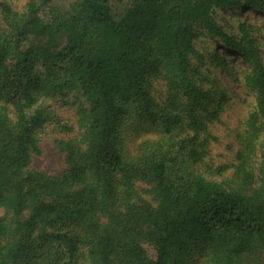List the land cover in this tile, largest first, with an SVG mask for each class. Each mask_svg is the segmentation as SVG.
Instances as JSON below:
<instances>
[{
	"label": "trees",
	"instance_id": "obj_1",
	"mask_svg": "<svg viewBox=\"0 0 264 264\" xmlns=\"http://www.w3.org/2000/svg\"><path fill=\"white\" fill-rule=\"evenodd\" d=\"M56 1L0 0V264H264V63L253 25L231 36L216 21L264 16V0ZM201 31L248 69L254 106L230 166L205 161L227 97L191 64ZM67 92L77 133L40 103ZM49 125L70 135L55 175L31 169Z\"/></svg>",
	"mask_w": 264,
	"mask_h": 264
},
{
	"label": "rangeland",
	"instance_id": "obj_2",
	"mask_svg": "<svg viewBox=\"0 0 264 264\" xmlns=\"http://www.w3.org/2000/svg\"><path fill=\"white\" fill-rule=\"evenodd\" d=\"M5 2L18 12H23L26 4V0H5ZM55 3L62 9H66L67 7L66 0H57ZM128 3H130V0H109L111 10L117 13H121ZM216 18L219 25L231 36L238 35L240 23L246 22L253 25L254 36L261 48V57L264 63L263 15L254 10H250L244 14L219 11L216 14ZM194 48L197 52V57L200 59L197 57L193 58L191 64L193 68L199 71V83L201 82L205 89L214 86L227 97L217 119L207 126L211 140L207 147V158L205 161L210 162L212 167L230 166L234 163L237 151L239 150L236 136L243 132L246 118L254 106L253 95L243 85V77L248 69L242 64L240 57L235 52L225 48L204 31H201L199 37L194 41ZM218 55L227 65V70L231 72V76L226 74L222 69L212 65V58ZM40 103L49 109L60 120V123L65 125L71 132H78L77 109L82 103L76 92H67ZM68 136L56 130L53 125H49L41 138L40 154L32 158L31 169L48 175L59 173L64 168V156L59 151L56 141L66 139ZM178 136V134H174L166 136V138L170 139V143L173 145ZM157 139L156 136L150 134L137 136L131 142V152L135 151L140 144H153L157 142ZM258 158L260 159L259 156H257V160ZM259 166V162L256 163L255 173L257 176L261 170ZM228 176H230V171L225 174V177ZM212 179L216 182L223 180L217 175ZM145 199L151 202L150 199ZM144 247L148 255L154 257L153 248L149 245H144ZM199 262L201 263L202 261L200 260Z\"/></svg>",
	"mask_w": 264,
	"mask_h": 264
}]
</instances>
